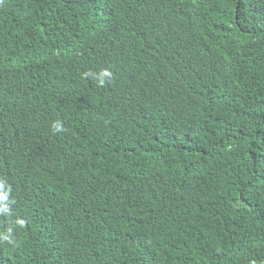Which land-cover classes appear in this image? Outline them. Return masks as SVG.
Instances as JSON below:
<instances>
[{"label": "trees", "instance_id": "1", "mask_svg": "<svg viewBox=\"0 0 264 264\" xmlns=\"http://www.w3.org/2000/svg\"><path fill=\"white\" fill-rule=\"evenodd\" d=\"M0 180V264H264V0H0Z\"/></svg>", "mask_w": 264, "mask_h": 264}, {"label": "clouds", "instance_id": "2", "mask_svg": "<svg viewBox=\"0 0 264 264\" xmlns=\"http://www.w3.org/2000/svg\"><path fill=\"white\" fill-rule=\"evenodd\" d=\"M84 75L87 76L88 73H85ZM111 76H112V73L109 70H107V69L102 70L98 76L99 86L103 87L106 83V78H111ZM65 130H66L65 126L60 120H56L53 122L52 131L54 134L64 132ZM10 191H11L10 188H7V189L5 188V182L0 180V201H8ZM0 213L11 214V209H10L8 203H4V204L0 205ZM24 223H25L24 220H17L16 221V224L20 228L24 227ZM0 242H7L9 244L15 243V238L13 235L12 228H9L7 230V232H5V233H0Z\"/></svg>", "mask_w": 264, "mask_h": 264}]
</instances>
